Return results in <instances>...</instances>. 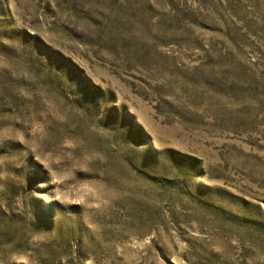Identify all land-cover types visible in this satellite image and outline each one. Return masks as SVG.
I'll return each mask as SVG.
<instances>
[{
    "label": "rangeland",
    "instance_id": "1",
    "mask_svg": "<svg viewBox=\"0 0 264 264\" xmlns=\"http://www.w3.org/2000/svg\"><path fill=\"white\" fill-rule=\"evenodd\" d=\"M0 264H264V0H0Z\"/></svg>",
    "mask_w": 264,
    "mask_h": 264
}]
</instances>
